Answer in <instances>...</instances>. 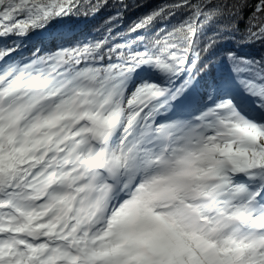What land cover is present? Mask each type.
Returning <instances> with one entry per match:
<instances>
[{
    "label": "snow or ice",
    "instance_id": "1",
    "mask_svg": "<svg viewBox=\"0 0 264 264\" xmlns=\"http://www.w3.org/2000/svg\"><path fill=\"white\" fill-rule=\"evenodd\" d=\"M144 6L0 0V264H264V0Z\"/></svg>",
    "mask_w": 264,
    "mask_h": 264
},
{
    "label": "trees",
    "instance_id": "2",
    "mask_svg": "<svg viewBox=\"0 0 264 264\" xmlns=\"http://www.w3.org/2000/svg\"><path fill=\"white\" fill-rule=\"evenodd\" d=\"M137 3H139L141 5H145V6L130 10L127 13V18L125 20V24L130 23L131 20L136 18V16H138L141 13L149 10L151 7H154L158 4L163 3V0H137ZM106 14H107V10L102 11L97 17V23L101 22L103 20V18L106 16ZM259 50H260L259 46L252 48V49H245V51H251L253 54L258 53Z\"/></svg>",
    "mask_w": 264,
    "mask_h": 264
}]
</instances>
